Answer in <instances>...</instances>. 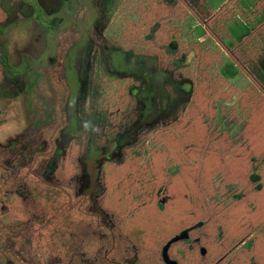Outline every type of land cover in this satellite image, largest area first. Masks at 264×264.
<instances>
[{
    "label": "rangeland",
    "instance_id": "374dc122",
    "mask_svg": "<svg viewBox=\"0 0 264 264\" xmlns=\"http://www.w3.org/2000/svg\"><path fill=\"white\" fill-rule=\"evenodd\" d=\"M14 1L0 0L7 9V28H0V146L49 122L43 71L59 43L66 124L43 177L88 194L91 209L117 236L114 260L177 264L186 252L180 242L193 249L204 238L214 247L227 226L234 251L221 250L212 264H264V190L244 197L251 185L239 178L253 171L264 184V150L251 152L264 128V0H185L190 8L182 20L170 21L186 50L179 55L161 42L160 24L140 27L153 0H20L19 9ZM16 11L22 23L11 14ZM153 45L169 54L171 70L143 53ZM187 106L206 127L199 131L208 144H192L195 149L174 127ZM43 146L30 140L26 160ZM163 205L165 222L181 220L183 210L193 223L167 239L160 262L148 258L153 238L143 236L138 219L152 231L147 214L160 216ZM103 239H91L93 260L106 248Z\"/></svg>",
    "mask_w": 264,
    "mask_h": 264
},
{
    "label": "trees",
    "instance_id": "16d2710c",
    "mask_svg": "<svg viewBox=\"0 0 264 264\" xmlns=\"http://www.w3.org/2000/svg\"><path fill=\"white\" fill-rule=\"evenodd\" d=\"M260 5L262 6L261 3ZM189 8L185 0H153L149 17L146 15L140 27L145 29V23L160 24L162 27L160 34L164 36L161 42L166 41L170 51L178 49L176 53L179 55V52L184 53L186 50H183V43L177 39L178 33L173 29L170 21L182 20L183 12ZM4 18L5 14L0 10V21ZM133 30L136 32V27H133ZM121 43L117 45L123 47L125 44ZM59 46L58 43L56 58L51 66L44 68L43 71L47 89L52 98L49 122L38 128L34 125L30 126L9 148L0 146V264L5 262L9 264H121L114 260L117 236L114 230L109 229L102 221L100 215L91 209L88 194L86 192L75 194L69 185L60 181L48 182L43 177L46 164L56 152L59 131L66 124L65 104L69 92L63 76V52H58ZM143 53L154 56L159 68L172 69L171 57L162 46H149ZM2 71L0 63V82H2ZM199 117L195 107L187 106L178 113L174 122L177 131L183 134V144L191 142L190 149H195L192 144L197 142V144H208L207 137L204 139V135L201 136L199 131L202 129L204 132L206 128L203 119ZM34 138L44 142V146L41 149L36 148L31 157L26 160V153L30 148L29 142ZM253 143L256 146L252 148V153L264 150V128L261 133H258ZM7 159L9 162H5ZM263 164L264 158L260 162V165ZM185 169L186 171L183 172L186 175L187 168ZM194 172L192 167H188L189 178L193 177ZM239 178L242 181L247 179L248 184L251 185L243 193L244 197L264 190V184L256 172L244 173ZM17 189L22 190L23 195L16 193ZM190 205L189 201L184 204L185 208H189ZM166 210L167 206L163 205L157 210L160 216L153 217L147 214L149 224L150 221L154 223L152 231L144 225L141 217L138 219L143 236L153 238L150 248L154 250L148 251V258L160 262H163L161 250L167 239L178 234L181 227L184 229L193 223V220L187 219L190 215L182 210L181 220L171 225L168 218L166 222L164 221L166 213L164 214L163 211L166 212ZM173 214L176 215V211ZM127 228L129 229V223ZM230 230L224 226L221 238L217 240L213 236L214 247L211 246L212 241L209 242L208 239L205 241L204 238H201L199 245L193 249H188L186 242H180L186 246V252L182 258L178 257L177 264H212L222 251H230L228 256H231L234 251L231 244L234 241L230 236ZM101 235L107 237V240H102L106 248L98 250L96 257H99V260H93L88 253L89 244L92 238L98 240ZM102 243L100 242L101 245ZM200 248L205 251L204 255L201 254ZM234 261L233 256L230 262L234 263Z\"/></svg>",
    "mask_w": 264,
    "mask_h": 264
},
{
    "label": "crops",
    "instance_id": "0c3cea01",
    "mask_svg": "<svg viewBox=\"0 0 264 264\" xmlns=\"http://www.w3.org/2000/svg\"><path fill=\"white\" fill-rule=\"evenodd\" d=\"M58 2H59V1H58ZM13 3L16 5L15 7H17L18 9H19L20 7H22V5H21V1H20V0H16V1H14ZM59 3H60V2H59ZM59 3H58V5H59ZM14 4H13V5H14ZM15 7H13V8H15ZM13 8H11V9H13ZM0 10H1V12L4 13L5 16H6V14H7V13H6V12H7V9L2 8V6H0ZM11 14H13L14 16H16V18L18 19V22H19V23H22V22H23L24 18H22L23 16L21 15L20 12L18 13V12L16 11V12L11 13ZM48 14H51V13L48 12ZM9 15H10V14L8 13V16H9ZM20 15H21L22 17H21ZM51 15H53V14H51ZM5 22H6V17L4 18L3 21H0V28L3 27L4 25H5V29L7 28V27H6V24H4ZM7 25L9 26L10 24H7ZM0 30L3 31V29H0ZM7 30H9V29H7ZM1 31H0V32H1Z\"/></svg>",
    "mask_w": 264,
    "mask_h": 264
},
{
    "label": "water",
    "instance_id": "95a60500",
    "mask_svg": "<svg viewBox=\"0 0 264 264\" xmlns=\"http://www.w3.org/2000/svg\"><path fill=\"white\" fill-rule=\"evenodd\" d=\"M162 254L165 257V248L163 249Z\"/></svg>",
    "mask_w": 264,
    "mask_h": 264
}]
</instances>
